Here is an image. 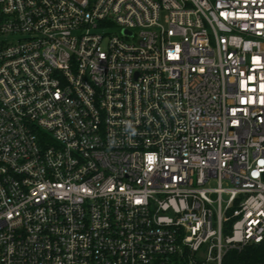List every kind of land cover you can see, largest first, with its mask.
Listing matches in <instances>:
<instances>
[{"label": "built area", "instance_id": "1", "mask_svg": "<svg viewBox=\"0 0 264 264\" xmlns=\"http://www.w3.org/2000/svg\"><path fill=\"white\" fill-rule=\"evenodd\" d=\"M259 243L264 0H0V264Z\"/></svg>", "mask_w": 264, "mask_h": 264}, {"label": "trees", "instance_id": "2", "mask_svg": "<svg viewBox=\"0 0 264 264\" xmlns=\"http://www.w3.org/2000/svg\"><path fill=\"white\" fill-rule=\"evenodd\" d=\"M225 264H250L264 259V243L251 244L242 251H230L225 256Z\"/></svg>", "mask_w": 264, "mask_h": 264}, {"label": "rangeland", "instance_id": "3", "mask_svg": "<svg viewBox=\"0 0 264 264\" xmlns=\"http://www.w3.org/2000/svg\"><path fill=\"white\" fill-rule=\"evenodd\" d=\"M116 27H117V26L115 25V26H114V29H115Z\"/></svg>", "mask_w": 264, "mask_h": 264}]
</instances>
